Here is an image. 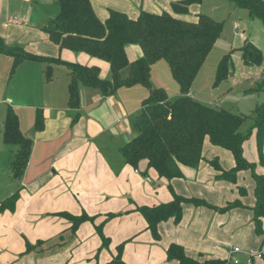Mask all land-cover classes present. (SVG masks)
Returning <instances> with one entry per match:
<instances>
[{
  "label": "crops",
  "instance_id": "crops-1",
  "mask_svg": "<svg viewBox=\"0 0 264 264\" xmlns=\"http://www.w3.org/2000/svg\"><path fill=\"white\" fill-rule=\"evenodd\" d=\"M20 1L22 6L30 2ZM178 1L181 0H90V3L99 20L104 21L110 9L136 18L140 10L171 13L170 5ZM191 12L197 13L194 5L189 8L186 19H195H191ZM12 14L19 18L22 15L21 10L17 12L8 0H0V35L5 39L23 25L14 20ZM47 19L39 25L30 15L25 17L28 23L24 29L41 45L48 37L39 28ZM51 45L54 49H49V56H59L68 63L97 66L103 79L109 75L106 63L82 53L59 52ZM125 52L129 62L141 56L136 45L126 47ZM2 65L5 69L11 64ZM59 66L64 67L54 66L51 80L45 81L44 64L20 65L15 72L16 77L23 76L26 80L20 96L22 103H13L7 89L0 93V180L3 181L0 203L15 191L19 192L14 211L0 212V264H107L121 243H124V264H177L166 260L165 251L170 244L182 246L188 257L198 261L218 259L233 264L229 252L238 248L240 253L235 257L239 264H247L248 260L250 264H264V237L256 235L252 223L254 197L253 201L240 197L236 187L244 186L237 180L235 186L216 180V172L206 161L197 170L181 166L183 177L169 183L173 191L182 197L203 199L214 207L221 208L235 200L243 207L219 213L211 208L186 204L180 223L175 225L172 220L160 223V238L155 240L135 209L170 201L168 182L159 179L154 170L147 169L146 161H140L137 169H133L124 163L119 153V148L133 139L132 122L141 108V103L139 105L133 97L141 98V92L127 94V89L118 95L119 89L106 97L97 90L80 87L79 118L72 124L73 112L67 107L69 76L61 72L62 79L58 80L54 73ZM263 73L264 69L255 82ZM32 76L33 84L28 83ZM137 87L140 86L129 89L138 91ZM8 103L13 104V110L27 108L31 112L30 120L29 114H25L26 129L16 112L22 133L32 141L28 163L19 180H15L10 172V162L17 148L2 142ZM37 109L42 111L44 122L43 130L39 132L33 130ZM206 145H211L208 140L204 141L203 147ZM214 148L209 158L203 155L205 160L218 157L224 151ZM229 166H233V159ZM256 171L264 174V168ZM63 212L72 216L86 214L93 217L94 222L82 223L70 238L67 232L70 222L56 216ZM108 215L114 216L106 221ZM103 222V234L110 244L108 248L100 249L95 227ZM61 233L63 239L58 240ZM27 244L35 248L25 253Z\"/></svg>",
  "mask_w": 264,
  "mask_h": 264
},
{
  "label": "trees",
  "instance_id": "trees-1",
  "mask_svg": "<svg viewBox=\"0 0 264 264\" xmlns=\"http://www.w3.org/2000/svg\"><path fill=\"white\" fill-rule=\"evenodd\" d=\"M203 0H181L170 5L171 13L162 11L151 13L140 10L136 18L115 10H108L104 21L96 16L90 0H54L59 12L48 18L39 29L45 33L50 43L58 51L82 53L104 62L109 67V79L100 76L97 66H85L64 62L57 57L34 55L19 46L10 47L0 35V55L12 60L10 73L25 62H39L45 65L44 80L52 78L53 67L63 65L69 76L67 107L73 112L72 124L79 118L80 87L97 90L103 96H112L121 88L141 86L147 90V97L141 102L139 114L132 122L135 137L119 148L124 163L137 169L140 161H146L147 169L156 172L159 179L168 182L171 200L154 206L136 207L135 212L145 221V229L155 240L160 238L158 225L172 220L177 225L182 219V209L186 204L194 207L211 208L225 213L243 207L239 200L228 202L224 207H214L199 198H186L177 195L170 181L183 177L181 166L197 170L206 161L216 172L215 179L226 181L235 186L240 172L250 171L254 183V204L251 207L252 223L256 235L264 237V174L256 172V164L249 162L243 154V145L249 134L240 130L248 117L235 114L216 106H209L191 97L192 84L214 44L220 38L223 25L204 14H198L194 20L186 19L189 8L200 5ZM236 8L245 9L249 16L264 24V0H229ZM136 45L141 56L129 62L125 49ZM245 66H260L262 51L248 40L238 49ZM164 60L168 64L171 76L178 86V97L170 99L161 88L151 84V68ZM231 54L224 56L217 69L215 83L226 80L230 71L228 65ZM127 71L125 77L122 73ZM246 93H261L264 97V76L255 83V87ZM252 129L256 131L258 165L264 168L262 153L264 137V98L252 112ZM43 115L40 109L34 114L33 130L42 131ZM205 139L217 148L228 151L233 159L230 169H223L216 158L205 160L203 143ZM2 142L17 148L10 162V172L19 180L26 168L31 152L32 141L26 137L19 119L12 107L6 108L2 128ZM240 197L245 196L244 187H236ZM19 192L15 191L8 199L0 203V212H13ZM70 222L67 232L74 237L78 227L84 222H94L86 214L72 216L66 212L56 214ZM114 215H108L106 221ZM104 222L95 227L100 239V249L108 248L110 241L103 234ZM63 239L61 233L57 237ZM41 243H38L39 245ZM124 243L116 248V255L107 264H124L122 251ZM35 246L26 245V252ZM167 261L177 264H225L218 259L198 261L188 257L178 244H170L166 251Z\"/></svg>",
  "mask_w": 264,
  "mask_h": 264
},
{
  "label": "rangeland",
  "instance_id": "rangeland-1",
  "mask_svg": "<svg viewBox=\"0 0 264 264\" xmlns=\"http://www.w3.org/2000/svg\"><path fill=\"white\" fill-rule=\"evenodd\" d=\"M8 1L17 12L21 10V18L16 14H12V17L16 21H21L23 25L17 33L9 36L7 35L8 37L6 39L3 37L6 44L10 47L19 46L34 55L55 57L56 55H48L51 52L49 49H54L48 40L41 45L38 39H35L31 33H27L24 29L25 25L28 23L25 17L29 15L32 21H35L39 25H42L46 18L55 17L59 10L54 0H30L25 6H22L20 0ZM194 9L197 13L191 12V19L195 18L198 14H204L217 22H221L223 29L220 38L212 47L196 75L191 88L192 98L203 104L223 108L235 114L248 117L240 130L243 134L250 133L243 145V153L244 157L249 162L256 164V169H261L263 167L258 165L259 156L257 151L256 131L252 129V112L264 97L261 93H246V91L255 87V80L260 77L264 69V24L258 19L251 18L245 9L236 8L229 0H203L200 5H194ZM244 39L252 42L262 51L263 60L260 66L243 65L238 49L242 46ZM41 42L43 41L41 40ZM229 54H231V62L228 65L230 73L226 80L216 84V69L221 59ZM2 64H12L11 58L6 55H0V93L8 90V96L12 98V101H14L13 103H22L23 100H21L20 96L23 95L22 91L26 82L25 78L23 76L16 77V72L12 75L10 73L11 65L10 68L6 67L4 69L2 68ZM24 64L43 63L25 62ZM61 72L67 73V69L62 66L56 68L54 74L56 78L58 76V80L62 79ZM126 73L127 71H124L122 76L125 77ZM106 79H109V75ZM29 82L33 84V76L28 83ZM37 84L39 83L37 82ZM151 84L154 88L163 89L170 99L178 97V86L171 76L168 64L164 60H160L152 66ZM137 88L138 91L135 89L130 90L129 88H121L118 91V95L123 94L122 92L127 89L128 91H125L127 94L130 92L131 94L133 92H141V98H139L138 95L135 98L133 97V100L135 99L140 105L141 101L145 99L147 95L144 88L141 86ZM11 105L13 104L8 103L6 108L7 106L11 107ZM24 109L23 111L14 109V111H18L22 118V127L26 129L24 122V118L26 117L25 114H29L30 120L31 112L27 108ZM132 132L134 138L135 133L133 130ZM205 140L207 141V139ZM213 149L215 148L212 145H206L203 147V155L209 158L208 155H210ZM262 153L264 156V145L262 147ZM212 158H216L223 168L227 167L225 169L231 167L229 166L232 164L231 154L225 150L220 153V156L218 155L217 157L216 155ZM237 182H240V186L245 187L246 194L243 196V199L245 201H253L254 187L251 172H241L239 178L237 177ZM2 184L3 181L0 180V185Z\"/></svg>",
  "mask_w": 264,
  "mask_h": 264
},
{
  "label": "built area",
  "instance_id": "built-area-1",
  "mask_svg": "<svg viewBox=\"0 0 264 264\" xmlns=\"http://www.w3.org/2000/svg\"><path fill=\"white\" fill-rule=\"evenodd\" d=\"M263 76H264V73H263ZM240 253V250L238 248H233L229 254H230V261L233 263V264H239V261L238 259L235 257L236 254ZM250 260H248L247 264H250Z\"/></svg>",
  "mask_w": 264,
  "mask_h": 264
}]
</instances>
